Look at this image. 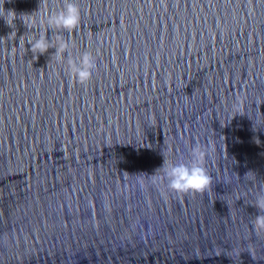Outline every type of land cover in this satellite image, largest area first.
Masks as SVG:
<instances>
[{"label": "water", "instance_id": "1", "mask_svg": "<svg viewBox=\"0 0 264 264\" xmlns=\"http://www.w3.org/2000/svg\"><path fill=\"white\" fill-rule=\"evenodd\" d=\"M71 2L68 33L19 17L65 0H0V264H264V0ZM33 35L91 52V80ZM195 145L206 192L153 181Z\"/></svg>", "mask_w": 264, "mask_h": 264}, {"label": "clouds", "instance_id": "2", "mask_svg": "<svg viewBox=\"0 0 264 264\" xmlns=\"http://www.w3.org/2000/svg\"><path fill=\"white\" fill-rule=\"evenodd\" d=\"M19 17L25 18L20 20L23 21L28 29L30 26H35L39 23L46 24L48 29L71 33L80 25L81 11L78 4L72 3L71 0H65L63 7L59 11L51 12L41 20H37L33 13ZM19 17L14 11L6 12L5 10L3 16H0L9 27H13L15 25L14 21ZM27 44L31 45L30 50L35 56L45 54L48 49L55 48L56 52L53 56L62 65L66 62L67 71L77 83L86 85L91 80L96 69V60L91 52L85 51L73 56L70 42L59 35L55 45L48 41L46 35H40L38 38L33 35L28 39ZM65 53H67V59H65ZM232 107L234 111L239 110L242 107V101L237 99ZM189 156L190 159L187 163L170 162L164 158L162 167L158 169L162 171L163 177L153 174V181L158 182L163 179L166 182V189L177 195L206 192L212 183V178L204 166V161L207 159V151L202 146L195 145L191 148ZM249 174L253 176L254 181L258 182L256 173L252 171L246 173L244 178L248 177ZM252 206L259 212V215H256L252 221V227L257 233H264V188L256 192Z\"/></svg>", "mask_w": 264, "mask_h": 264}]
</instances>
